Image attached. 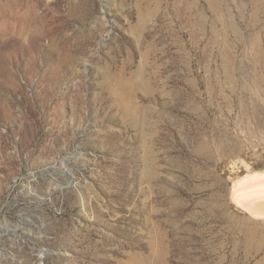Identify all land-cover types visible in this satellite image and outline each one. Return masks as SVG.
<instances>
[{
    "label": "rangeland",
    "instance_id": "obj_1",
    "mask_svg": "<svg viewBox=\"0 0 264 264\" xmlns=\"http://www.w3.org/2000/svg\"><path fill=\"white\" fill-rule=\"evenodd\" d=\"M255 172L264 0H0V264H264Z\"/></svg>",
    "mask_w": 264,
    "mask_h": 264
},
{
    "label": "bare ground",
    "instance_id": "obj_2",
    "mask_svg": "<svg viewBox=\"0 0 264 264\" xmlns=\"http://www.w3.org/2000/svg\"><path fill=\"white\" fill-rule=\"evenodd\" d=\"M232 196L253 215L264 217V172L248 174L237 180Z\"/></svg>",
    "mask_w": 264,
    "mask_h": 264
}]
</instances>
